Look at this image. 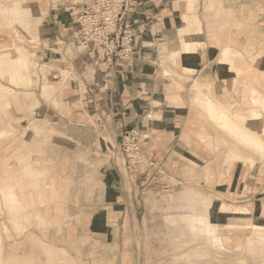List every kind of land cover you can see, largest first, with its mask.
Returning <instances> with one entry per match:
<instances>
[{
	"label": "crops",
	"instance_id": "crops-1",
	"mask_svg": "<svg viewBox=\"0 0 264 264\" xmlns=\"http://www.w3.org/2000/svg\"><path fill=\"white\" fill-rule=\"evenodd\" d=\"M23 1L15 7L0 0L6 35L0 72L9 65L6 80L32 86L22 92L38 99L27 106L35 107L38 133L23 117L7 122L13 134L0 136V264H212L205 249L188 245L189 220L194 232L205 220L198 216L206 194L218 225L237 231L247 223L237 207L224 218L215 212L222 192L205 184L203 127L190 106L191 85L206 71L224 94L233 93L227 86L238 77L234 65L264 93V0H139L127 17L133 60L111 67L97 64L75 40L74 18L86 0H32L37 11ZM16 26L38 37V76L28 68L34 62L28 48L8 45ZM225 46L237 54L221 62ZM131 128L145 135L147 163L135 168L118 153ZM26 157L33 173L20 165ZM209 166L216 179L219 167ZM13 195L14 202L6 199ZM192 209L197 216L188 214ZM212 229L224 253H238ZM235 246L251 258L248 244Z\"/></svg>",
	"mask_w": 264,
	"mask_h": 264
},
{
	"label": "rangeland",
	"instance_id": "rangeland-1",
	"mask_svg": "<svg viewBox=\"0 0 264 264\" xmlns=\"http://www.w3.org/2000/svg\"><path fill=\"white\" fill-rule=\"evenodd\" d=\"M32 0H24V4L35 8L37 11L36 4L31 2ZM3 5L7 6V4H14L15 7L18 4H21L22 0H2ZM7 8V7H6ZM10 7H8L9 11ZM37 13V12H36ZM16 32L10 29L9 35V47H13V42L15 44H23L28 48V51L31 53V59L34 61L30 63L28 68L33 76H38V67L35 63V54L38 37L33 32L24 34V30L20 26H16ZM33 31V30H32ZM5 34L0 35V40H5ZM1 42V41H0ZM11 42V45H10ZM6 45V44H3ZM12 56H14V49L10 50ZM236 56V55H235ZM234 58V57H232ZM219 61L226 62L230 61V59H223L222 55L219 53L218 57ZM2 71L0 72V127L6 130L5 135H11L14 133L13 128H11L7 122L11 119L13 120H21L23 117H28L30 123L32 120L36 118L33 116V112L31 111L34 108H27L28 100L24 99L25 93L23 90H32L31 87L23 88L22 85L6 80L2 74L6 72L9 68V65H2ZM43 69H41L42 71ZM188 73V72H187ZM237 73V71H236ZM237 78L234 79L228 86L227 89L232 90L233 93H225L226 87L220 86L219 83L213 80L210 76L209 84H204L203 87H196L195 83L191 85V95H190V106L194 110L196 118L200 121L203 129L199 133V138L202 142L205 143L206 150V187L207 190H213L214 183L218 185L217 191L222 192L221 195L216 194V198L221 200L220 205L215 209L220 210V217H227L226 210L227 208H238L236 212L239 215L240 219L243 223H247V225H238L236 227H242L243 230L237 231H228V223H222L218 225L215 217L218 214H213V210H209V208L213 204V197L209 194H206V207L205 210L202 211L203 215L209 217L210 222L220 229V231L227 236L226 249L228 250H237L238 253L235 252H226L220 249V241L217 238L213 237V229L209 228L206 224V221H200L201 226L198 227V232H194L192 230V223L189 220V232L194 235V237H199V239L190 236L191 239L188 245L190 248L199 247L206 250L207 261L212 264H225V262H231L236 264H264V238L253 236L252 230L257 225H264V116L261 117L259 125H257V130L262 134H246L242 132V130H238L237 126L231 119L227 116L228 114L225 111L218 110L214 108L212 99H216L223 104L229 105L231 100L236 101L235 94H238L237 89L242 86H248L249 83L245 82L241 75H238ZM31 77V78H32ZM195 81V80H194ZM9 88V92L5 90L2 86ZM33 85V81H32ZM249 89V88H248ZM247 89V90H248ZM258 94H263L262 91L259 90ZM199 95V96H196ZM249 95V90L246 93ZM195 103V105H194ZM200 106L199 108L193 106ZM232 112H236V106H229ZM262 115H264V109L261 107H257ZM205 118H204V117ZM252 121L247 120V123L250 124ZM30 131V128H28ZM214 157L216 160H214ZM31 159L29 157L21 160L20 165L22 167H27L31 169ZM238 162L234 165V167L227 171L226 165L230 162ZM216 164L219 167L218 177L214 179L213 171H211L209 165ZM219 174H222L221 177ZM235 174V177L233 175ZM238 176V177H237ZM235 181V182H234ZM220 183V184H219ZM236 186V187H235ZM231 188V189H230ZM229 192H232L229 193ZM6 194V192H5ZM3 194V198H5L8 194ZM11 197V196H10ZM8 196V200H10ZM10 201L14 202L13 199ZM220 202V201H219ZM231 205H227V204ZM236 205V206H235ZM213 207V206H212ZM228 208V209H229ZM241 208V209H240ZM243 208V209H242ZM249 211H246V209ZM241 210V211H240ZM262 211V212H261ZM195 211L192 209L188 214L195 215ZM251 212H253L252 215ZM252 216L253 220L249 218ZM240 219H237L240 222ZM225 224V225H224ZM251 229V231H250ZM219 232V231H216ZM257 241H254V239ZM216 244H215V240ZM237 243H241V246L248 244L251 250V258L248 257L246 252L239 253L241 251V247L236 249ZM249 248V249H250ZM263 252V253H262ZM231 253H235L232 255V259H229ZM213 255V258L211 256ZM209 256V257H208ZM242 257V258H241ZM244 258H247L245 261Z\"/></svg>",
	"mask_w": 264,
	"mask_h": 264
},
{
	"label": "built area",
	"instance_id": "built-area-1",
	"mask_svg": "<svg viewBox=\"0 0 264 264\" xmlns=\"http://www.w3.org/2000/svg\"><path fill=\"white\" fill-rule=\"evenodd\" d=\"M139 0H86L74 22L76 42L97 64L111 67L130 63L134 55V33L127 19L139 7ZM145 135L131 128L124 132L118 147L122 163L128 168L146 165L140 142Z\"/></svg>",
	"mask_w": 264,
	"mask_h": 264
},
{
	"label": "bare ground",
	"instance_id": "bare-ground-1",
	"mask_svg": "<svg viewBox=\"0 0 264 264\" xmlns=\"http://www.w3.org/2000/svg\"><path fill=\"white\" fill-rule=\"evenodd\" d=\"M19 10H20V8H17V11H19ZM239 22H242V21H239ZM234 24L235 23H233V25ZM235 26L236 25H234V27ZM219 53L222 55L223 59H230L231 57H234L237 54V53L233 52L232 50H230L227 47L226 48H222ZM231 68L234 69L233 71H237L238 75H241V72L242 71L239 70V69H237V68H235L234 65H232ZM201 71H202V69H201ZM209 78L210 77L207 75V72L206 71H203L200 74V76L195 80V82H194L195 83V86L196 87H203L204 84H206V85H210V87H211L212 84H209L208 83L209 82L208 81ZM23 84L25 86L31 85V83H30L29 80H27V82L26 83H23ZM247 89L249 90V95L248 96L246 95V93L248 92ZM237 92H238V94H235L236 101L231 100L230 101L231 103L229 105L223 104L222 102H220V101H218L216 99H212V103H213L214 108H217L218 110L220 109L222 111H225L228 114L227 116L231 119V121L235 123V125L237 126V129L238 130H242V132H244L246 134L251 133V134H256V135L262 136V134H260V132L257 130V127H258L257 125H259V123L261 122L260 119L264 115H262V113L260 112V110L257 107L259 106V107H261V108L264 109V95L263 94H258L259 89L256 88L255 86H251V85L242 86L241 88H238L237 89ZM24 99L25 100H28V103L26 104L27 106L28 105H31V106L34 105L35 106V105L38 104V99L36 98V96H35L34 93L29 94V95H24ZM229 106H236V110L237 111L236 112H232ZM198 108L200 109V106L199 105H198ZM191 116H190V118H191ZM247 120H250L252 122L250 124H248L247 123ZM37 123H38L37 120H32L31 123H30V127H29L30 130L31 131H34L35 133H38V124ZM5 133H6V130L4 128L0 127V136L1 137L5 136ZM262 138H263V136H262ZM35 148L36 147H34V150H36ZM30 149H32V148L30 147ZM236 163H238V162L232 161L228 165H226L227 171L230 170V169H232ZM219 175L221 177L222 174H219ZM7 186H9V185H7ZM32 186L36 187L33 184H32ZM6 199L8 200V198H6ZM11 199L12 198H10V200ZM246 211H248V209H246ZM230 212H231L230 213V217H232V216L235 217V215H236L235 214V211L232 210ZM198 217H200L202 219H205L206 220V223L209 226L210 220H209V217L208 216L201 214ZM239 217L240 216H238V218ZM30 220H31V218H30ZM210 223H211V227L214 228L215 226L212 224V222H210ZM238 230H243V228L242 229H238ZM252 235L253 236H257V237L264 238V225H257V226H255L253 228V230H252ZM263 249H264V244H263Z\"/></svg>",
	"mask_w": 264,
	"mask_h": 264
}]
</instances>
